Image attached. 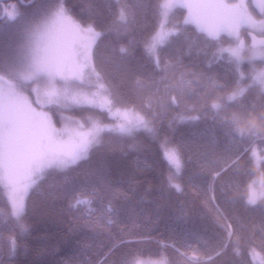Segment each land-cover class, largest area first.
Listing matches in <instances>:
<instances>
[{"label": "trees", "instance_id": "trees-1", "mask_svg": "<svg viewBox=\"0 0 264 264\" xmlns=\"http://www.w3.org/2000/svg\"><path fill=\"white\" fill-rule=\"evenodd\" d=\"M42 1L34 0L21 8L28 22L34 13L38 15L36 7ZM114 5L115 0H64L74 20L82 26L92 25L101 33L92 47V63L105 74L112 92L139 103L151 95V81L165 75L144 54L142 40L155 21L151 12L142 13L126 34H118ZM187 14L183 8L171 11L169 27L179 25L180 34L170 38L161 59L171 66L166 83L174 84L173 72L179 71L196 73L201 83L192 84L179 106L160 112L153 134L141 131L121 136L105 132L86 161L63 171L47 172L25 195L26 212L21 220L11 217L0 184V264H123L131 256H161L166 264H183L176 248L189 250V255L191 249H197L201 264H262L248 253L249 247L255 246L264 258V201L246 205L233 197L237 196L236 184L242 182L240 191L247 193L248 184L259 172L264 182V165L257 168L251 159V149L264 148V144L234 139L214 119L211 103L236 87L234 66L226 52L219 53L231 38L221 34L216 41L208 39L194 23H185ZM12 28L0 33V48L17 45L14 34L18 30ZM129 41L133 42L130 46ZM121 46H129L128 55L120 53ZM211 81L224 88L212 89ZM159 87L163 89V85ZM238 103L256 105L249 120L260 122L264 99L258 88H252ZM51 111L58 127L64 115L111 121L107 111L99 108L58 110L53 106ZM165 138L183 153L185 169L177 181L181 191L168 184V165L159 149V141ZM245 148L249 149L247 154H243ZM237 156L238 165L213 180V173ZM93 187L97 196L90 206H70L75 202V190ZM109 202L115 209L113 223L101 227L109 216L105 211ZM217 206L233 222L239 220L244 225H237L231 242L226 222L217 217ZM101 215L103 220L98 223ZM13 238L15 249L9 242ZM237 244L240 255L234 252Z\"/></svg>", "mask_w": 264, "mask_h": 264}, {"label": "snow or ice", "instance_id": "snow-or-ice-1", "mask_svg": "<svg viewBox=\"0 0 264 264\" xmlns=\"http://www.w3.org/2000/svg\"><path fill=\"white\" fill-rule=\"evenodd\" d=\"M256 7V0H187L183 3L179 0H115L113 16L118 34H126L142 13L151 12L155 21L153 29L143 37L144 54L165 75L159 81H151V95L136 103L114 94L107 85L105 74L93 65L92 47L101 33L96 32L92 25L84 27L74 20L65 8L64 0H53L43 10L40 19L30 22L26 27L21 43L7 49L0 48V184L8 190L11 217L16 221L23 218L26 212L25 195L38 185L47 172L63 171L86 161L90 151L101 143L105 132L121 136H132L141 131L153 134L154 123L160 112L168 107L179 106L183 96L191 91L192 84L201 83L199 75L187 71L173 72L175 83H166L171 66L162 62L161 52L170 38L180 34L179 25L169 27L170 13L176 8L187 9L185 23H194L197 30L208 39L216 41L221 34L234 38V46L220 49L219 53L226 52L233 64L237 76L236 87L213 101L210 108L214 119L234 139L250 143L259 140L264 144V113L259 114V123L256 118L249 120L256 105L238 103L254 87L259 89L264 99V68L253 70L249 76H245L240 68L246 60L253 63L259 59L264 63V0L258 6L259 19L254 11ZM10 8L11 11L0 10V20H14L20 15L15 4L10 5ZM241 30L251 37L250 46L240 39ZM132 43L129 41V46ZM129 46H121L120 53L128 55ZM189 76L192 78H187ZM93 77L95 83L92 87L95 91L83 92L71 87L78 81L83 83L86 78L92 80ZM159 85H163V89ZM211 87L224 88V85L211 81ZM169 89L172 90L171 95ZM207 96L210 98L211 92ZM53 106L58 110L99 108L107 111L113 123L105 126L92 117L83 118L82 121L65 118L64 126L57 128L51 111ZM159 149L168 165L169 186L181 191L177 181L182 178L185 161L180 147L165 138L159 141ZM248 152L249 149L245 148L243 154ZM239 159L237 156L215 171L213 180L223 171L236 167ZM251 159L256 160L258 166L264 165V148H252ZM257 183L264 182L253 180L248 184L247 193L240 191L242 182L236 184L237 196L233 199L246 205H257L259 201H264V190L257 191ZM96 196L97 189L94 187L75 190V202L70 206H90ZM91 211L89 207V213ZM105 211L109 216L106 222L101 223V227L113 223L111 215L115 209L111 202ZM215 211L218 219L226 222L231 242V238L236 235L237 225L241 228L244 225L239 220L233 222L226 217L218 206ZM102 220L103 215L97 222ZM9 242L15 249L16 240L13 238ZM188 251L176 248L183 264H201L198 250L191 249L192 255ZM234 252L236 255L241 254L239 244ZM248 254H256L255 246L249 247ZM123 264L157 262L131 256L126 257Z\"/></svg>", "mask_w": 264, "mask_h": 264}, {"label": "rangeland", "instance_id": "rangeland-1", "mask_svg": "<svg viewBox=\"0 0 264 264\" xmlns=\"http://www.w3.org/2000/svg\"><path fill=\"white\" fill-rule=\"evenodd\" d=\"M53 2V0H43L41 3H40V5H38L36 8L38 9L36 12H39L38 13V15H32V19L31 18H29V19H31L29 22H28V20H26V19H28V16H26V15H20L17 19H16V22H15V24H13L12 25V29H14V30H18V32H16V34H18L19 33V36L18 35H16V34H14L15 36H16V42H17V44H19V43H21V41L23 40V38H24V32H25V29H26V27L29 25V23L30 22H33V21H36V20H39L40 19V17H41V15H42V13H43V10L44 9H46L51 3ZM57 2H58V0H57ZM179 2H187V0H179ZM34 16V17H33ZM256 17H257V19H259V15H257L256 14ZM25 19V20H24ZM23 23V24H22ZM14 26H17V27H14ZM84 27H86V26H84ZM96 32H98L96 29H94ZM13 33H15V32H13ZM13 33H11V34H13ZM226 35V34H225ZM241 35V34H240ZM228 36V35H227ZM231 38V43L229 44V45H227L226 47H225V49H228V48H230V47H233L234 46V38H232V37H230ZM10 40H12V39H10ZM246 45L247 46H250L249 44H248V42L246 43ZM245 54H247V49L245 50ZM243 68L241 69V71L242 72H244V70L247 72V74H248V76L249 75H251L252 74V72H253V70H259V69H261V68H264V63H261L260 62V60L259 59H257L255 62H253V63H249L247 60L246 61H244L243 62V66H242ZM244 69V70H243ZM244 74H245V72H244ZM247 76V75H246ZM95 83V78L93 77V79L92 80H88L87 78L84 80V82L83 83H80L79 81L78 82H76V84H73V85H71V87L73 88V89H75V90H79V91H83V92H91V91H95L96 89L94 88V87H92V85ZM249 83H250V81H249ZM92 87V88H91ZM86 89H89V90H86ZM46 110V109H45ZM65 118H71V119H73V120H81L82 121V119H80V118H73V117H70V116H65L64 115V117H62V119H61V126H57V128H60V127H63L64 126V124L66 123V120H65ZM95 121V120H94ZM113 123V121L111 120V121H109V122H105V123H102L103 125H105V126H111V124ZM254 148H257V149H259L258 147H254ZM254 160V159H253ZM254 163H255V165H256V167L257 168H259V166H258V164H257V162H256V160H254ZM253 180H255V181H258V182H262V179H261V173L259 172L258 173V175L256 176V177H254L251 181H250V183L253 181ZM255 187H256V189H257V191H260V190H264V185H263V183H257L256 185H255ZM2 190H3V193H4V195H5V197H6V199H7V201H8V203H9V200H8V190L2 185ZM9 206H10V203H9ZM11 209V208H10ZM254 257V259H256V260H258V261H261V263L262 264H264V258L263 257H261V255L256 251V254L253 256ZM142 260H147V261H153V262H157V264H159V262H161V261H163L164 262V264H166V262H165V259L163 258V257H152V258H141ZM263 261V262H262Z\"/></svg>", "mask_w": 264, "mask_h": 264}, {"label": "flooded vegetation", "instance_id": "flooded-vegetation-1", "mask_svg": "<svg viewBox=\"0 0 264 264\" xmlns=\"http://www.w3.org/2000/svg\"><path fill=\"white\" fill-rule=\"evenodd\" d=\"M27 1L28 0H3V3H0V10L11 11L10 5L15 4L17 6V9H18L20 15H22L21 8L25 7V6H29L33 3L32 2L30 4H24V2H27ZM255 13H256V11H255ZM256 14L259 15L258 13H256ZM19 16H17V18ZM187 16H188V14H187ZM16 19H14V20H7V19L0 20V33L3 32L6 27L13 25L16 22ZM240 38H243L245 43L248 42V44H249V40H248L249 38L243 30H241Z\"/></svg>", "mask_w": 264, "mask_h": 264}, {"label": "water", "instance_id": "water-1", "mask_svg": "<svg viewBox=\"0 0 264 264\" xmlns=\"http://www.w3.org/2000/svg\"><path fill=\"white\" fill-rule=\"evenodd\" d=\"M34 0H28L27 2H24V4H30V3H32ZM260 2H261V0H256V5H257V7L255 8V11H256V13H258L259 14V4H260ZM248 38H249V45H251V43H252V41H251V37L250 36H248ZM241 40H244L243 38H240Z\"/></svg>", "mask_w": 264, "mask_h": 264}]
</instances>
